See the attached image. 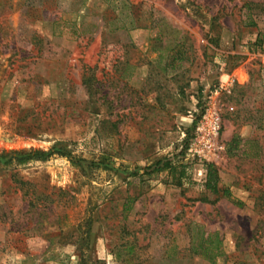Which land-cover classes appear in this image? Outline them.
<instances>
[{
	"label": "rangeland",
	"instance_id": "rangeland-1",
	"mask_svg": "<svg viewBox=\"0 0 264 264\" xmlns=\"http://www.w3.org/2000/svg\"><path fill=\"white\" fill-rule=\"evenodd\" d=\"M0 264H264V0H0Z\"/></svg>",
	"mask_w": 264,
	"mask_h": 264
},
{
	"label": "trees",
	"instance_id": "trees-1",
	"mask_svg": "<svg viewBox=\"0 0 264 264\" xmlns=\"http://www.w3.org/2000/svg\"><path fill=\"white\" fill-rule=\"evenodd\" d=\"M186 52L184 51L182 43H178L176 45L175 52L170 57V61L167 63V68H171V70H176L175 62H182L186 61ZM163 73L165 69H162ZM58 146H53L48 150H28L24 152H12L15 157V161L18 164L32 162V161H46L53 155H58ZM239 147V139L238 137H233L228 143L225 144V154L227 157L235 156L236 152L238 151ZM60 155V154H59ZM62 156V155H61ZM12 159V158H11ZM205 179H204V187L205 189L210 192L211 194L217 195L220 193L219 188V179L217 170L212 165H205ZM223 196L230 200V194L228 190H223ZM231 202L235 205H239V202L235 199H231ZM219 244V243H217ZM209 262H212L210 258H207Z\"/></svg>",
	"mask_w": 264,
	"mask_h": 264
},
{
	"label": "built area",
	"instance_id": "built-area-1",
	"mask_svg": "<svg viewBox=\"0 0 264 264\" xmlns=\"http://www.w3.org/2000/svg\"><path fill=\"white\" fill-rule=\"evenodd\" d=\"M225 89L222 85L213 92H209L202 98V103H204L203 111L200 118V124H197L195 128V140L198 139V143L190 144V151L192 155L201 157L205 152L211 151L212 140L218 135L220 130V119L218 112L215 108L210 107L208 100L218 93L219 90Z\"/></svg>",
	"mask_w": 264,
	"mask_h": 264
}]
</instances>
